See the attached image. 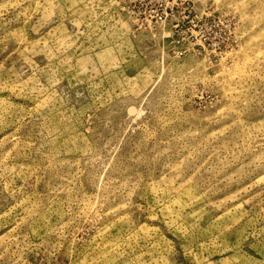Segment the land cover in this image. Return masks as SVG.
Wrapping results in <instances>:
<instances>
[{
	"label": "rangeland",
	"instance_id": "rangeland-1",
	"mask_svg": "<svg viewBox=\"0 0 264 264\" xmlns=\"http://www.w3.org/2000/svg\"><path fill=\"white\" fill-rule=\"evenodd\" d=\"M0 264H264V0H0Z\"/></svg>",
	"mask_w": 264,
	"mask_h": 264
}]
</instances>
